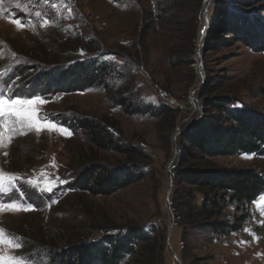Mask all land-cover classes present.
Instances as JSON below:
<instances>
[{"label": "rangeland", "instance_id": "obj_1", "mask_svg": "<svg viewBox=\"0 0 264 264\" xmlns=\"http://www.w3.org/2000/svg\"><path fill=\"white\" fill-rule=\"evenodd\" d=\"M234 20L254 37L264 29V0H0V95L37 101L17 106L30 120L7 110L0 115V229L21 245L0 244L4 264L10 256L61 264L56 255L80 247L77 239L101 244L130 231L147 244L122 264H149V254L151 264H264V195L244 211L241 230L225 237L178 220L187 192L176 176L192 166L179 162L189 152L181 134L213 114L209 102L219 98L264 114V51L232 41L225 26ZM213 30L219 34L211 36ZM49 42L60 52L45 54ZM84 44L93 52L53 68L23 69L33 54L73 57L85 52ZM65 46L75 50L64 53ZM75 62L87 72L106 64L108 72L82 91L50 93L49 78L31 89L44 69L60 72ZM78 121L100 123L114 144L133 151L131 158L97 150L83 131L70 128ZM210 163L264 175L261 156ZM97 166L130 167L140 180L108 196L71 188ZM194 197L198 205L201 196ZM12 203L19 207H7Z\"/></svg>", "mask_w": 264, "mask_h": 264}, {"label": "trees", "instance_id": "obj_2", "mask_svg": "<svg viewBox=\"0 0 264 264\" xmlns=\"http://www.w3.org/2000/svg\"><path fill=\"white\" fill-rule=\"evenodd\" d=\"M238 22L234 20L232 24L225 26L227 31L233 32L232 41H241L247 46L264 51V29L261 28L253 37L249 30L241 31L239 25L243 21ZM213 31L211 36L219 34L218 31ZM220 42L223 44L228 41L220 40ZM84 45L85 52H78L73 57L61 58L56 55L47 59L33 54L30 58L27 57L29 66L23 69L33 71L53 68L68 58L79 59L86 56L85 53L93 52L88 44ZM58 48L59 44L55 48L54 42H49L42 50L49 55L55 50L60 52L61 49ZM62 49L64 53L75 50L74 47L68 46ZM88 69L91 70L87 72L86 66L76 62L60 72L44 69L31 89L39 88L45 83V78H49L50 85H55L53 89V86L45 84L50 93L82 91L98 82L102 83L108 72L106 64L97 68L91 65ZM209 106L213 114L203 116L189 131L181 134V144L189 152L184 151L179 162L182 166L188 164L192 166L190 169L179 171L176 176L178 185L187 192L180 199L182 203L181 211L178 210L180 211L178 220L190 230L225 237L241 230L247 220L244 211H249L252 203L264 195V175L254 169L216 168L211 166L210 161L239 155L264 157V114L234 107L231 100L225 98L211 101ZM70 128L83 131L89 138L90 144L99 151L119 152L128 158L132 156L131 149H122L114 144L106 130L96 121H78ZM135 172L130 167L124 169L92 167L87 169L78 180H74L71 188L91 196H108L138 182L140 178ZM195 194L201 196L198 205L194 204ZM229 210H233L235 214L232 215ZM86 237L74 241V243L81 241L80 247L76 248L72 245L74 249L70 254L60 253L56 255V259L61 264H122L124 257L133 255L137 251L136 248H143L147 242L144 236L133 231L120 238L106 237L101 244H85ZM68 244L71 245L72 242ZM43 245L47 244L43 243ZM151 258L149 254V264Z\"/></svg>", "mask_w": 264, "mask_h": 264}, {"label": "snow or ice", "instance_id": "obj_3", "mask_svg": "<svg viewBox=\"0 0 264 264\" xmlns=\"http://www.w3.org/2000/svg\"><path fill=\"white\" fill-rule=\"evenodd\" d=\"M12 22L16 23L20 27H23V25L20 23V21H12ZM36 102H37L36 99L25 100L22 98H17L15 100H8L3 95H0V115H3L5 113V111L7 110L12 115H15V116L21 117V118H27L30 120L31 116H29L27 113H24V112H21L20 110H18L17 106L22 107L24 104H35ZM44 126L48 127V128H55L56 127V125L54 123H51V122L44 124ZM4 179H5L4 175L0 174V191H2V189H3ZM15 179H16V177H14V176L8 177V181L10 183L15 181ZM0 207H4V205H0ZM7 207L17 208L19 206L16 205L15 203H12V204L7 205ZM0 244H7L13 248H18L21 246L16 241V239L14 237L6 236L4 234L3 229H0ZM7 260H8V264H25L24 258H22V257L18 258L15 256H10L7 258ZM0 264H4V257L3 256H0Z\"/></svg>", "mask_w": 264, "mask_h": 264}]
</instances>
